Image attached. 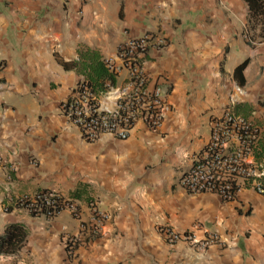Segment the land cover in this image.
Listing matches in <instances>:
<instances>
[{
  "label": "crops",
  "instance_id": "obj_1",
  "mask_svg": "<svg viewBox=\"0 0 264 264\" xmlns=\"http://www.w3.org/2000/svg\"><path fill=\"white\" fill-rule=\"evenodd\" d=\"M247 13L243 0H0V235L13 223L27 231L21 251L0 264H264V196L247 185L224 202L178 184L225 110L260 129L264 163V41L246 38ZM144 33L167 40L144 66L151 85L171 87V110L159 130L137 122L125 141L86 142L60 103L82 80L99 89L102 61ZM40 189L71 200L80 190L77 217L3 211ZM90 201L112 219L70 257L65 238L87 220ZM162 226L197 227V237L216 232L227 243L204 253L170 247Z\"/></svg>",
  "mask_w": 264,
  "mask_h": 264
},
{
  "label": "built area",
  "instance_id": "obj_2",
  "mask_svg": "<svg viewBox=\"0 0 264 264\" xmlns=\"http://www.w3.org/2000/svg\"><path fill=\"white\" fill-rule=\"evenodd\" d=\"M166 45L165 37L152 33L126 36L118 45L115 57L103 60L108 73L115 79L124 74L123 82L116 85L106 80L98 89L82 80L60 103L61 114L78 129L86 142H98L103 136L125 141L137 122L152 130L161 128L171 110L167 102L171 87L151 85L144 63L149 49L160 51ZM2 70L0 60V73ZM260 144L261 131L257 126L229 110L223 111L211 120L208 143L192 156L190 168L179 177V186L189 194L208 193L224 202L235 200L241 188L247 185L264 196V163L256 158ZM12 207L48 220L65 209L75 217L79 213L73 200L53 190L10 198L3 211L9 212ZM111 219L110 213L90 201L87 220L81 222L77 234L65 238L67 255L72 257L76 247L88 238L100 236L104 224ZM198 229L176 231L170 226H162L159 231L168 246L182 242L197 253L227 243L216 232L205 231L202 237H197Z\"/></svg>",
  "mask_w": 264,
  "mask_h": 264
},
{
  "label": "trees",
  "instance_id": "obj_3",
  "mask_svg": "<svg viewBox=\"0 0 264 264\" xmlns=\"http://www.w3.org/2000/svg\"><path fill=\"white\" fill-rule=\"evenodd\" d=\"M248 8L247 22L245 36L250 41L263 42L264 41V0H243ZM247 62L240 64L234 72V76L241 78L242 72L246 67ZM102 72L98 74L99 84L101 87L106 80H110L114 83V76L110 75L102 61ZM94 87L95 85L88 81ZM39 192H47L48 189H40ZM81 197L80 190H76L70 194V198L78 199ZM45 212V211H44ZM35 215V213H32ZM27 237V231L25 226L20 223L9 224L4 230L3 234L0 235V256L13 257L16 256L23 248Z\"/></svg>",
  "mask_w": 264,
  "mask_h": 264
}]
</instances>
